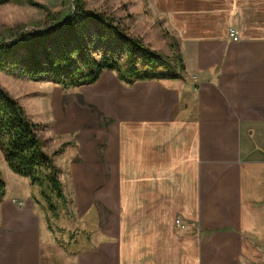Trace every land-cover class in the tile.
<instances>
[{
	"label": "crops",
	"instance_id": "crops-1",
	"mask_svg": "<svg viewBox=\"0 0 264 264\" xmlns=\"http://www.w3.org/2000/svg\"><path fill=\"white\" fill-rule=\"evenodd\" d=\"M167 7L181 78L88 84L109 122L101 159L90 130L67 153L82 240L60 250L24 176H2L0 264H264V0Z\"/></svg>",
	"mask_w": 264,
	"mask_h": 264
},
{
	"label": "trees",
	"instance_id": "trees-1",
	"mask_svg": "<svg viewBox=\"0 0 264 264\" xmlns=\"http://www.w3.org/2000/svg\"><path fill=\"white\" fill-rule=\"evenodd\" d=\"M8 2L38 5L35 0H0V4ZM43 8L45 27L0 39V71L31 80H51L63 88L94 83L104 71H114L127 85L182 77L181 54L169 56L151 48L115 18L88 8L86 0H72L68 13L61 18ZM43 144L39 124L0 84L2 156L12 172L39 187L47 209L57 215L53 198L62 205L66 198L60 169ZM4 193L5 181L0 177V200Z\"/></svg>",
	"mask_w": 264,
	"mask_h": 264
},
{
	"label": "rangeland",
	"instance_id": "rangeland-1",
	"mask_svg": "<svg viewBox=\"0 0 264 264\" xmlns=\"http://www.w3.org/2000/svg\"><path fill=\"white\" fill-rule=\"evenodd\" d=\"M35 1L38 3L37 6L15 2L0 4V39H10L12 34L15 35L20 31L45 27L47 18L44 6L50 12L57 13L56 18H61L68 13L72 2V0ZM86 3L88 8L103 11L115 18L130 34L140 37L151 48L169 56L177 51V40L171 39L172 31L167 14L168 0H86ZM171 42L174 44L173 47ZM100 77L103 78L106 86L117 80L114 71H104ZM0 84L20 102L28 117L39 124V135L43 140V146L48 154L53 155L56 165H59H57L60 169L59 176L61 181H64L65 190H67V180L64 174L70 158L67 153L71 147H77L79 139L81 141L82 137L87 136L81 132L93 131L95 136L93 134L92 136L95 146L97 145L96 157L102 158V145L98 142L103 143V141L96 137V131L102 132L108 124L109 109L104 105L101 97L94 96L98 93L90 90L88 84L63 88L51 80H31L2 71H0ZM11 174L14 178L22 177L12 171L10 173V168L0 151V177L7 178V182L10 183ZM22 178L26 183L24 182L25 185L20 183L18 189L29 190L32 200L36 204L40 203L41 208H44L48 215V229L54 236L58 248L74 250L77 245H72L75 242L73 240H82L85 231L80 225L77 226L73 218L74 215L69 208L70 197L65 196V205L53 198L57 204L58 214L55 215L47 209L39 187L32 185L27 177ZM176 220L182 224L181 220L176 218L175 226L184 228V225H178ZM194 227L190 225L187 233L194 234L196 231ZM70 262L69 256L63 254L60 257L54 251L52 260L50 261L48 257L47 264H70Z\"/></svg>",
	"mask_w": 264,
	"mask_h": 264
},
{
	"label": "built area",
	"instance_id": "built-area-1",
	"mask_svg": "<svg viewBox=\"0 0 264 264\" xmlns=\"http://www.w3.org/2000/svg\"><path fill=\"white\" fill-rule=\"evenodd\" d=\"M228 35L233 39V40H238V31L234 28H229L228 29ZM19 204H22V202H18ZM176 223L178 225H182L179 220H176Z\"/></svg>",
	"mask_w": 264,
	"mask_h": 264
}]
</instances>
